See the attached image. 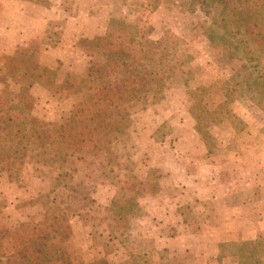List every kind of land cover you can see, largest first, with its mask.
I'll use <instances>...</instances> for the list:
<instances>
[{
    "label": "rangeland",
    "instance_id": "obj_1",
    "mask_svg": "<svg viewBox=\"0 0 264 264\" xmlns=\"http://www.w3.org/2000/svg\"><path fill=\"white\" fill-rule=\"evenodd\" d=\"M213 21L191 0H0V93L23 83L39 118L87 106H77L84 85L71 84L91 63L115 79L118 61L141 71L146 41L163 78L123 105L127 117L110 109L102 151L86 148L74 183L32 162L0 171L1 255L50 193L67 215L52 264L63 251L74 264H264V36L226 38ZM8 57L23 60L19 73L29 58L49 74L16 80Z\"/></svg>",
    "mask_w": 264,
    "mask_h": 264
},
{
    "label": "trees",
    "instance_id": "obj_2",
    "mask_svg": "<svg viewBox=\"0 0 264 264\" xmlns=\"http://www.w3.org/2000/svg\"><path fill=\"white\" fill-rule=\"evenodd\" d=\"M191 5L192 9L203 7L211 14L213 22L224 29L223 37L236 36L244 43L250 39L255 43L263 42L264 0H191ZM243 33L248 34V37H244ZM147 46L152 49L146 41L141 51V71L133 63L118 61L119 75L116 79L104 73L108 68L103 62L91 63L85 78H77L71 84L72 87L84 85V96L77 106H87L80 111L74 110L62 122L47 121L33 115V96L23 83L12 96L0 93V171L14 174L33 163L36 164V170L48 167L49 171L57 173L56 177L74 183L76 162L89 157L84 153L86 148L93 147L94 156L102 151L96 150L102 147L101 140L96 136L100 134L104 139L110 134L109 122L113 117L110 109L123 119L128 116L127 112L121 111L123 105L136 98L137 92H141V98H147L153 89L158 91L163 84V78H158V73L151 70L155 55L145 53ZM261 50L264 51V48ZM7 59L12 64L9 69L16 80L32 75L42 79L49 74L39 71L41 64L29 58L26 60L28 67L19 73L23 60L13 57ZM28 85L32 86L31 80ZM101 104L107 108L95 107ZM106 156L107 153L104 158ZM41 196L44 211L40 219L31 218L17 225L13 250L9 254H0V264H52L49 247L54 232L67 219V215L62 205L64 199L57 201L50 193ZM62 254L65 257L64 264H74L65 251ZM105 261L104 264H109Z\"/></svg>",
    "mask_w": 264,
    "mask_h": 264
}]
</instances>
